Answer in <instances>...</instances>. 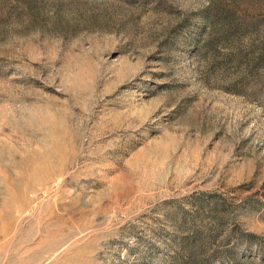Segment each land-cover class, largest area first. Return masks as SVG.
<instances>
[{"label": "rangeland", "instance_id": "1", "mask_svg": "<svg viewBox=\"0 0 264 264\" xmlns=\"http://www.w3.org/2000/svg\"><path fill=\"white\" fill-rule=\"evenodd\" d=\"M0 264H264V0H0Z\"/></svg>", "mask_w": 264, "mask_h": 264}]
</instances>
